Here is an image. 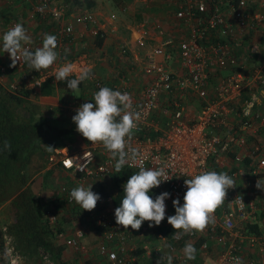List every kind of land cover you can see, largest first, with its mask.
I'll use <instances>...</instances> for the list:
<instances>
[{
    "label": "built area",
    "instance_id": "2783aa9c",
    "mask_svg": "<svg viewBox=\"0 0 264 264\" xmlns=\"http://www.w3.org/2000/svg\"><path fill=\"white\" fill-rule=\"evenodd\" d=\"M33 3L35 13L41 17L48 15L57 23L54 28L57 44L61 43L59 40L63 36L73 37L74 27L79 22L85 27L95 25L92 35L102 36L96 16L87 9L77 10L72 20L63 23L68 15L65 3L53 5V0H34ZM174 17L183 23L189 34L174 37L154 25V35L159 36V41L149 53H144L142 65H139L137 56L133 57L138 62L135 65L137 72L146 77L139 93L128 88L124 76L109 87L128 93L133 109L140 113L130 144L142 153V158L136 164L123 167L136 171L140 166L166 168L170 180L152 190L157 195L169 193L165 200V217L173 243L178 244L187 238L202 239L199 248L206 253L218 244L216 264H236L235 258H239L242 264H254L251 259L243 257V250L245 245L253 247L264 243V113L253 114V103L244 96L256 86L263 87L264 76L262 69L250 70L247 67L244 55L236 52V45L239 37L250 33L264 36V0H177ZM61 44L58 50L62 48ZM126 50L122 45L121 53ZM248 51L252 54L260 52L255 46H250ZM59 57L52 65L54 72L28 76L26 87H39L46 76L55 73L56 67L66 65L60 63L67 60ZM25 64L17 61L15 67H10L9 60L7 65H0V76L21 69ZM26 77L24 75L23 78ZM86 80L96 92L101 87H108L93 75ZM15 81L13 79L8 85L10 89L15 88ZM206 93L213 96L200 103L199 107L187 105L188 96L197 99V95L202 97ZM156 110L160 111L161 117H158L159 113L156 115ZM229 124L234 129L231 138L224 137L228 134L225 127ZM220 128L225 129L224 132H214ZM255 134L263 137L255 142L251 153H243L247 141ZM235 146L239 151L230 153ZM73 157L78 159L83 171L77 170L76 166H65ZM218 157H229V160L224 158L226 167L217 169V173H227L235 181L234 188L228 189L224 203L214 212V223H210L203 232L183 234L177 238L178 230L172 229L167 222V217L175 214L173 200L182 204L187 190L184 180L201 170L212 171L213 164L220 166ZM48 162L59 163L77 177L79 186L88 187V179L111 177L116 160L102 144L91 143L72 150L68 145L55 147L48 155ZM99 197L96 207L88 215L89 224L101 228L98 237L103 241L97 245L96 251L107 264H140V255L132 254L135 252L132 241L145 237L154 225L148 227L149 223H142L139 230L116 225L111 195ZM69 199L72 200L71 197ZM48 216L50 221L56 218L51 213ZM248 224H258L259 233H245L243 229ZM85 232L84 226L78 225L70 233L71 237L66 238L65 232L59 236L66 238L67 245L77 247L76 239L82 238ZM159 238L165 240L166 236L159 233ZM114 239L119 244L112 245L110 242ZM153 252L156 255L158 250L154 248Z\"/></svg>",
    "mask_w": 264,
    "mask_h": 264
},
{
    "label": "crops",
    "instance_id": "0c3cea01",
    "mask_svg": "<svg viewBox=\"0 0 264 264\" xmlns=\"http://www.w3.org/2000/svg\"><path fill=\"white\" fill-rule=\"evenodd\" d=\"M53 1H56L53 3H59L60 0H53ZM92 1L93 4L87 10L92 12L96 16L98 20L97 21L98 28L100 29V34H102V36H99L101 38H99L98 36H94L91 33L95 25H87L85 27V25L79 24L80 23L79 22L78 25L75 23L76 25L74 27L75 33L73 34V40H71V42L68 44H70V46L75 43H78L80 45L79 49H73L72 51L78 53V55H76L75 58L71 60L73 62L72 63L73 67L75 69L77 68L80 70L83 68H89L91 70V75L99 79H101L105 74V69L107 68L106 62L108 61L107 58L108 55L113 53L112 56L113 58H115V61H119L118 57H120V55L118 51L120 50L122 45H125L128 49L126 54L130 52L129 55L130 59H133V57L137 56L140 62L139 65H142L143 62L142 57H144V53L145 54H147V52L149 53L153 49L152 47H154V44H156L159 41V36L154 35V25H158L166 33H169L174 37H180L182 34L184 35L189 34L188 29L185 26H183V23L178 22L174 17L175 9L177 8V0H92ZM33 2L34 0H0V65H5L6 62L9 60V54L7 52H4V49L2 47V35L10 28L11 24L13 23L22 24L25 29H28L27 30L28 32L26 33L30 37H32V35L29 34L30 30H32L31 32L34 34L40 33V36L39 35L37 36L41 37V35L43 34V33L41 34V31L43 30L47 31L49 26L52 27L57 26V23H55L53 19H50L48 15H46L45 17H41L38 13H35L33 10V6H34ZM69 11L70 14L65 16V19L62 21L63 23H68L69 20H72L71 17H73L74 14L76 13V11L72 10V8ZM118 11L119 12L121 11L123 16L127 15L126 17H128L127 18L128 20L125 19L123 20L121 17L118 16L116 17ZM47 23L49 24V26ZM84 43H87V45L85 46L86 49L83 46ZM146 45H148V47ZM250 46H255L259 48L260 50L259 54H252V52L248 51ZM139 47L140 49L142 48L141 51L136 50V48ZM143 47L146 48L143 49ZM87 51H89L90 53L94 51L97 52L98 57L102 56L100 58L101 61L100 62L92 61L93 63L92 64L90 60L89 61L86 60L88 65L86 62L81 61V58H85L87 56L86 55ZM262 51H264V36L262 35L259 34L254 35L253 33H250L245 37H239L237 39L236 52L244 55L248 65L247 67H249L250 70L262 69L261 73L264 76V57L262 58L260 54ZM96 67H99L97 69L99 73H97ZM18 70L20 71V69ZM76 70L75 73L76 75H78L79 71ZM24 72H25L24 75H26V71ZM27 75L30 76L32 74L29 71ZM15 78L13 77V72L12 74L7 72L4 73L2 76H0V83H2L5 86H8ZM145 78H146L145 76L141 75L140 82L141 83L144 82ZM86 81L84 82L87 84V87L84 88L83 86V88L80 90V92L84 93L83 97L88 91L89 92L91 91V83L89 81L87 82ZM103 83H105L108 87H111L112 85V84L110 85L107 84L105 81H103ZM127 85L128 87L132 88V91H135L136 93H139V91L143 86V85L135 86V83L133 82L131 83V85L129 84ZM38 90L39 89H37V91ZM37 91H34L32 95H37L38 97H51L53 99L51 100L50 106H48L47 108L41 105L42 113H46V112L52 113L55 107H59L61 109L67 107V105L63 103L64 98L62 97L63 95L62 89L59 90L57 89L56 93L52 96H41L38 94ZM211 96H213L212 93H206L204 96L200 97L201 103H204V100L209 99ZM244 98L249 99L253 103V108H252L253 114L255 112L264 113V86L254 87L252 90H250V92H247L245 94ZM33 102L35 101L33 100ZM35 103H39V101ZM78 104L77 105L71 104L72 106L71 105L68 106L71 109L79 108L80 105ZM158 117H161V114ZM232 126L233 125L229 124L227 125V127H225L228 134H226L224 137L228 136L229 138H231L234 135V129L232 128ZM225 129L220 128L218 130H214V132L222 133L224 132ZM255 135H253L247 141L248 143L243 153H251V149L254 146L255 142L257 140L260 141V139L263 137L262 134H258L256 136ZM66 140H67L66 144L64 145H68L71 148V150L78 149L79 147L82 148L81 146L84 143H87L86 139L82 137V135L77 131L71 133L69 135V138H67ZM238 151L239 148L235 146V148L232 151H230V153H237ZM224 158L227 160L229 157H224ZM224 158L218 157L220 166L217 165L218 168L216 169L219 170V168L221 169L226 167L224 163L225 162ZM60 183H64L66 189L67 188L73 189L79 186L77 177H74L73 174L64 170L59 163H49L47 157L46 165L44 166V168L36 176H34L31 183V188L36 195L43 198V201L49 202L53 200L52 194L54 192V189L56 192H58L59 190L60 192H62L61 191L62 188H60V186L59 188L57 187V185ZM86 184H88L87 186L92 185L93 189L101 186L106 191L113 194L117 190L115 184H111V186L108 187L107 184L102 183V181L98 179L96 180L88 179ZM90 190H92V188ZM262 192L264 193V188H262ZM69 212L71 214L69 217L66 216V219L65 218L63 219L61 217V220L63 221L67 220V222H65L67 224L62 225L66 233L70 234L78 225H82L86 230L85 235L87 236V240L93 242L95 239L94 238L95 234L93 233V231H90L92 228L91 225L89 224V221L86 220V223H88L87 226H85L84 224H80L79 216H81L80 215L81 211H78L79 214L77 215L73 214V210ZM219 212L220 211L218 209L217 213L219 214ZM5 230H6L5 226H3L0 219V242H2V244L0 245V264H9L8 259L5 258V251L6 248L9 246L8 244L9 237ZM170 232L171 230L168 229V227L166 226V217H165V219L158 226L154 225V228L150 229V231L145 234L146 235L145 237L134 238V242L138 243V247H137L138 250L145 249V252L147 254L151 249L150 247H154L156 250H158L156 255L154 254V258L146 256L145 258L140 259L139 261H141V264H158V262L159 264H168L167 257L169 254L167 253H170L173 250H177V252H179L180 254L178 257H174V255L177 252L172 253L173 257L171 264H216L217 256L219 254L218 244L216 245L214 244L213 249H210V251L206 253L202 251L199 247H196V240L194 239L187 238L183 242H180L178 244L173 243ZM159 233L165 234L166 239L161 240L159 238ZM95 240H96L95 243L92 244V242H90L88 243V245L97 248V245L103 241L101 237H98V239L96 238ZM59 242L63 243L62 240H59ZM186 243H192L197 250L194 260H187L184 256L182 249ZM117 244H119V242L117 241L112 243V245H117ZM137 248L134 251H137ZM82 250L83 252L75 253V255L72 256L71 253L69 252L67 254L69 256L67 263L84 264L85 261L89 260L90 257L92 256V254L88 253L90 249L87 248V251H84L83 248ZM143 254L144 252L139 255H143ZM84 255H87V257L85 258ZM17 257L19 258V264H33L29 260H26L20 256ZM243 257L251 259L252 261H254V264H264V243H258L253 247H249L248 245H245L243 250Z\"/></svg>",
    "mask_w": 264,
    "mask_h": 264
},
{
    "label": "trees",
    "instance_id": "16d2710c",
    "mask_svg": "<svg viewBox=\"0 0 264 264\" xmlns=\"http://www.w3.org/2000/svg\"><path fill=\"white\" fill-rule=\"evenodd\" d=\"M65 4L67 8L66 14H69L71 8L74 11L88 9L93 4V1L65 0ZM54 28V26H49L48 30L50 32L43 30L41 34L48 32L57 36ZM43 34L38 37L37 35L40 36V33H33L31 37L32 44L28 45L31 50L34 51L37 47L42 46ZM63 40L65 43H70L73 37L71 35L63 36ZM72 51L69 52V47L65 48L63 52L60 51L61 60H73L78 53ZM260 54L263 58L264 51ZM21 69L20 71L18 69L9 71L10 74L13 72L14 78L16 77L14 89H10L0 83V219L3 226H5L8 237L11 238L14 255H18L34 264H69L67 263L69 258L67 254L70 252L72 256L75 253L83 252L80 249L83 247L84 251H87V248L93 251L90 259L85 261L84 264H107L105 258L96 251L97 248L88 245L92 241H88L86 235L76 239L78 242L77 247L65 243L66 238L72 235L67 234L62 227V225L67 224L65 223L67 220L63 221L61 217L66 219V216L69 217L71 214L69 211L72 210L75 215L79 214L78 211H81L79 222L87 226L86 220H88V215L91 212L83 210L73 199H69L72 189H66L64 183L58 184L57 187L64 188L63 191L60 192L59 190L56 192L54 189L53 200L47 202L36 195L31 188L34 176L44 168L48 155L53 151H49L46 146L55 148L66 144V139L69 138V135L76 132V125L72 121V117L67 115L72 113L74 109L55 107L52 113H42V106L29 98L37 89H39L37 92L41 96H52L57 89L65 90L72 95L75 90L69 89L66 81H55L54 83V78L51 76L45 78L39 88H26L25 83L29 80L27 73L30 71L33 76H38L44 70H33L27 64ZM24 71H26V78H23ZM73 78L75 77L71 75L68 79ZM82 88L83 81L79 84L77 90L80 91ZM95 92L96 90L91 86V91H88L84 97L83 92L80 98L77 97V100H81L77 104L81 106L85 102H92ZM66 104L76 105V102L68 100ZM5 142L10 145V151L5 149ZM211 170L218 171L214 164ZM136 172L138 171L123 167L119 172L115 170L111 173V179L117 187L114 194L106 191L101 186L95 189L91 188L99 196L111 195L112 207L115 210L120 206L124 195L123 185L130 175ZM150 195L153 199L157 196L153 190L150 191ZM50 213L56 217L55 220L50 221L48 216ZM113 221L115 222V216ZM143 223L147 224L149 222L145 221ZM91 228L90 231L95 234L94 238L98 239L101 228L92 225ZM243 231L245 233L258 234L259 226L258 224H248ZM64 232L67 235L66 238H60L59 234ZM95 239L92 244L96 242ZM59 240H62L63 243H60ZM201 240H196V247H199ZM116 241L119 242L114 239L110 243ZM1 244L2 242H0ZM143 252H145V249L138 250L137 248V251L132 252V254L138 256Z\"/></svg>",
    "mask_w": 264,
    "mask_h": 264
},
{
    "label": "clouds",
    "instance_id": "9594fccd",
    "mask_svg": "<svg viewBox=\"0 0 264 264\" xmlns=\"http://www.w3.org/2000/svg\"><path fill=\"white\" fill-rule=\"evenodd\" d=\"M29 44H31V37L27 35L26 29L20 23H16L3 33L2 47L4 52L9 54L10 67H15L17 61H23L29 68L36 71L48 69L50 66L52 69V65L58 59L56 36L44 34L42 46L34 51L26 47ZM73 71L74 67L69 63L59 67L53 75L50 73L46 78L51 76L54 78V83L66 81L69 89L77 90L82 81L90 78L91 70L83 68L76 77ZM48 72L41 71L40 74ZM71 75L75 78L68 79ZM128 88L132 91L130 87ZM93 101L83 103L72 117L76 131L90 143L102 144L116 160L114 167L117 172L126 164H136L142 158V153L131 147L130 138L140 119V113L133 109L130 95L109 87H101L93 94ZM4 147L10 151L8 142H5ZM46 147L49 151L54 150L50 146ZM65 166H76L77 170H84L75 157L69 158ZM168 180L170 179L165 167L140 166L138 172L130 175L123 185L124 195L120 206L114 212L116 224L124 229L130 226L133 230H139L145 221L149 222V227L158 226L165 219V200L169 197V193H161L153 199L150 191ZM184 185L187 190L183 195V203L173 200L175 214L167 217V222L172 229L178 230L177 238L183 234L203 232L210 223H214L213 214L224 203L227 191L234 188L235 181L227 173L201 170L190 179H185ZM91 187L92 185L88 187L81 185L70 191V197L86 211L93 210L100 199L98 194L90 190ZM256 187L259 188L258 183ZM8 244L5 258L8 259L9 264H19L18 255H14V248L11 246V238H8ZM150 248V255L144 252L139 260L146 256L154 258V247ZM182 251L187 260L195 259L197 250L192 243H186ZM235 259L236 264H242L239 258ZM167 261L171 264L172 257L168 256ZM139 263L141 264V261Z\"/></svg>",
    "mask_w": 264,
    "mask_h": 264
},
{
    "label": "rangeland",
    "instance_id": "374dc122",
    "mask_svg": "<svg viewBox=\"0 0 264 264\" xmlns=\"http://www.w3.org/2000/svg\"><path fill=\"white\" fill-rule=\"evenodd\" d=\"M53 2H56V1H53ZM61 3H65V0L63 1H59V4ZM53 5H56L55 3H53ZM121 17L123 20H128L126 16H123L122 12L118 11L116 17ZM48 24V23H47ZM49 25V24H48ZM28 29H26V32ZM32 30L29 31V34L33 35V33L31 32ZM50 32V30H48ZM184 31V30H182ZM117 32V31H116ZM47 34H49L48 32H46ZM45 33V34H46ZM119 35V33H118ZM44 36V34H43ZM43 36H42V39H43ZM61 43L62 48L60 50H57V53H58V58H60L59 56H62L60 55L63 50L65 51V48L66 47H69L70 44L68 43H65V41L62 39L59 40ZM59 44H57V49H59ZM148 47V45H146ZM85 47V46H84ZM80 48V45L78 43H75L73 45H71L69 47V52H71L73 49H79ZM146 47H143V49H145ZM142 49V48H141ZM140 47L139 48H136V50H140ZM92 52V51H91ZM120 57H118V60L119 61H115V58H113L112 54L108 55L107 58H108V61H107V58H106V64H107V68L105 69V74L104 76L101 78L103 81H105L107 84H113L115 82H118L120 80V78H122L124 76V78H126V81H127V84L131 85V83H135V86H139V85H143V82L141 83L140 80H141V75L140 73L137 72V67L135 65L136 64V61H134L133 59H130L129 55H130V52H128L127 54H122L121 53V48L120 50L118 51ZM86 57L85 58H81V61L83 62H86L90 60V62L92 63V61H98L100 62V58L102 57H98V53L97 52H92L90 53L89 51L86 52ZM112 56V57H111ZM129 59V60H127ZM87 60V61H86ZM69 63H73V62H68V61H64L63 63H60V64H69ZM93 64V63H92ZM88 65V63H87ZM51 66L48 68V69H42L44 70V72H53V69H50ZM59 67H56L55 69L57 70ZM99 67H96V71ZM75 69V68H74ZM77 69V68H76ZM75 69V70H76ZM75 70H74V74H75V77L77 76L76 73H75ZM76 71H80V69H77ZM49 73V72H48ZM97 73H99V71H97ZM222 74H226V72H222ZM129 79V80H128ZM86 81V80H84ZM83 81V86L84 88L87 87V84ZM87 82V81H86ZM132 89V88H131ZM76 91V90H75ZM56 93V92H55ZM67 91L63 90V95L62 97L64 98L63 100V103L65 105H67V107H69L68 105L69 104H66L68 103V100L69 101H74L76 102V105H77V102L80 103L81 101L80 100H77L78 98L81 97L82 95V92L80 91H76L73 95H69V94H66ZM78 97V98H77ZM189 97V100L187 102V105L190 107V108H197L200 106V103H201V100H200V95H197V99L194 97V96H188ZM76 98V99H74ZM30 99L35 102L39 101L40 105H42L43 107L47 108L48 106H50V103H51V100H53L51 97H38L37 95H32L30 97ZM66 101V102H65ZM62 107V105H61ZM78 108H74V110H72V113L70 114H67L69 117H73L75 114H76V111ZM158 113L160 114V111L159 110H156V115H158ZM87 143H84L81 147H85V146H88L89 144H91L89 141H86ZM80 148V147H79ZM102 183H105L108 185V187L111 186V184H114L111 177H105L103 179H101ZM113 186V185H112ZM114 189V188H112ZM95 243V242H94ZM132 245L135 247V249L138 247V243H135L134 241H132ZM134 249V250H135ZM174 252H177V250H173L172 252L170 253H167L169 254L168 256H171L173 257L172 253ZM89 254H93V251L90 249ZM179 252H177L174 257H178L179 256ZM84 257L86 258L87 255H84Z\"/></svg>",
    "mask_w": 264,
    "mask_h": 264
},
{
    "label": "flooded vegetation",
    "instance_id": "af4514ba",
    "mask_svg": "<svg viewBox=\"0 0 264 264\" xmlns=\"http://www.w3.org/2000/svg\"><path fill=\"white\" fill-rule=\"evenodd\" d=\"M34 264V263H33Z\"/></svg>",
    "mask_w": 264,
    "mask_h": 264
}]
</instances>
